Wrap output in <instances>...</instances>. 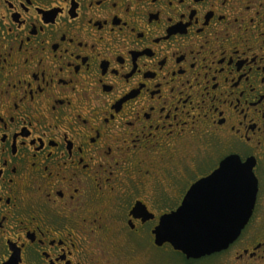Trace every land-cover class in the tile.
<instances>
[{
	"label": "flooded vegetation",
	"instance_id": "flooded-vegetation-1",
	"mask_svg": "<svg viewBox=\"0 0 264 264\" xmlns=\"http://www.w3.org/2000/svg\"><path fill=\"white\" fill-rule=\"evenodd\" d=\"M229 157L238 237L157 246ZM0 264H264V0H0Z\"/></svg>",
	"mask_w": 264,
	"mask_h": 264
},
{
	"label": "water",
	"instance_id": "water-1",
	"mask_svg": "<svg viewBox=\"0 0 264 264\" xmlns=\"http://www.w3.org/2000/svg\"><path fill=\"white\" fill-rule=\"evenodd\" d=\"M256 192L251 164L224 159L217 170L190 187L176 211L161 218L155 244L168 243L187 258L225 249L246 224Z\"/></svg>",
	"mask_w": 264,
	"mask_h": 264
},
{
	"label": "snow or ice",
	"instance_id": "snow-or-ice-1",
	"mask_svg": "<svg viewBox=\"0 0 264 264\" xmlns=\"http://www.w3.org/2000/svg\"><path fill=\"white\" fill-rule=\"evenodd\" d=\"M165 219H167V218H165ZM161 224H162V226H163L164 222H163V221H161Z\"/></svg>",
	"mask_w": 264,
	"mask_h": 264
}]
</instances>
